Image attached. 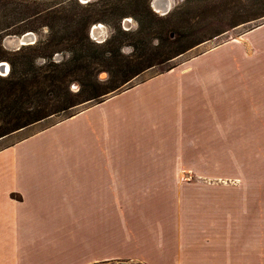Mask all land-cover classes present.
Returning a JSON list of instances; mask_svg holds the SVG:
<instances>
[{
  "label": "crops",
  "instance_id": "crops-1",
  "mask_svg": "<svg viewBox=\"0 0 264 264\" xmlns=\"http://www.w3.org/2000/svg\"><path fill=\"white\" fill-rule=\"evenodd\" d=\"M113 262L264 264V23L0 149V264Z\"/></svg>",
  "mask_w": 264,
  "mask_h": 264
},
{
  "label": "trees",
  "instance_id": "trees-1",
  "mask_svg": "<svg viewBox=\"0 0 264 264\" xmlns=\"http://www.w3.org/2000/svg\"><path fill=\"white\" fill-rule=\"evenodd\" d=\"M47 1L0 0V63L9 65L6 77H0V139L69 111L79 104H100L108 98V94L116 95L131 88L133 85L128 84L154 65L139 67L119 76L111 68V63L118 61V55L105 50L112 41L94 44L89 40L87 32L90 26L102 21L101 17L105 15H116L115 10L120 9L121 4L119 7L97 8L95 4L89 3L85 8L78 9L73 6L76 0H62L70 5L66 9L62 1L48 7ZM128 5L136 8V12L147 21L148 31L153 32L152 19L155 16L148 6V0H129ZM165 16L170 19L173 12ZM42 30H46L42 39L16 51H7L1 44L6 36H22L27 32L39 33ZM199 44L176 52L165 61ZM63 51L73 53L72 58L53 62L52 55ZM37 60H42L44 64L37 66ZM103 69L110 76L105 83L100 84L95 72ZM72 81L81 85L76 95L68 91Z\"/></svg>",
  "mask_w": 264,
  "mask_h": 264
},
{
  "label": "rangeland",
  "instance_id": "rangeland-1",
  "mask_svg": "<svg viewBox=\"0 0 264 264\" xmlns=\"http://www.w3.org/2000/svg\"><path fill=\"white\" fill-rule=\"evenodd\" d=\"M61 1L48 0L46 5L47 7L53 6L56 2L60 3ZM128 2L129 0H89V2L84 3L81 0H76V4L73 5L78 9L85 8L86 4L89 3L95 4L97 8L122 5L120 9L115 10L116 15H105L101 17L102 21L91 25L87 34L89 40L94 44L112 41L105 50L118 55V61L112 62L111 68L119 76H122L124 72L129 74L139 67L143 68L149 64H154L132 80L128 86L164 73L171 67H177L207 49L224 41L241 37L249 30L264 23V0H173L169 11V13L173 12V17L170 19L155 10L153 11L150 6L152 0H148V6L155 16L152 19L154 30L149 32L147 21L136 12V8L128 5ZM62 5L66 9L70 8L66 2L62 1ZM184 12L185 15H182ZM94 26L102 28L99 37L91 34V29ZM100 28L98 27L99 30ZM33 34L36 37V43L45 36L46 30ZM19 37L6 36L3 38L1 43L3 48L10 52L16 51L18 47L17 38ZM193 44L199 45L172 60L165 61L166 58ZM72 56L73 53L67 51L57 52L52 55V61L55 63L64 62ZM1 63L6 64V71L0 70V77L5 78L8 74L9 65L6 62ZM43 64L42 60L36 62L37 66ZM109 76L110 73L104 69L95 72L96 80L100 84L105 83ZM79 90H81L79 82L72 81L69 83L68 91L71 95H76ZM109 95L108 98L111 97ZM91 104L88 102L79 104L69 111L41 121L35 126L21 131V133L2 138L0 139V149L11 145L33 131L61 121L68 115L76 114ZM0 125H2V121H0ZM108 264L132 263L113 262Z\"/></svg>",
  "mask_w": 264,
  "mask_h": 264
},
{
  "label": "water",
  "instance_id": "water-1",
  "mask_svg": "<svg viewBox=\"0 0 264 264\" xmlns=\"http://www.w3.org/2000/svg\"><path fill=\"white\" fill-rule=\"evenodd\" d=\"M83 1L84 3H87L89 2V0H81ZM156 2V0H152L151 2V8L153 9V11L155 10V6H154V3ZM172 5L170 4L169 0H165L163 3H161L160 5V13L165 16L169 13L170 9H171ZM99 27V26H98ZM98 27L94 26L92 29H91V34L95 37H99L100 34H97L95 31H97ZM36 41V37L33 33L31 32H27L25 34H23L22 36H20L19 38H17V44H18V47L16 50H18L20 47L22 46H29V45H33ZM0 70L2 72H5L6 71V64L5 63H0Z\"/></svg>",
  "mask_w": 264,
  "mask_h": 264
},
{
  "label": "bare ground",
  "instance_id": "bare-ground-1",
  "mask_svg": "<svg viewBox=\"0 0 264 264\" xmlns=\"http://www.w3.org/2000/svg\"><path fill=\"white\" fill-rule=\"evenodd\" d=\"M165 0H156V2L154 3V6H155V11H157L158 13H160V5H161V3H163ZM172 1L173 0H169V2H170V4L172 5ZM99 28H100V26H99ZM97 34H100L101 35V33H102V28H100V30L99 29H97V31H95Z\"/></svg>",
  "mask_w": 264,
  "mask_h": 264
}]
</instances>
